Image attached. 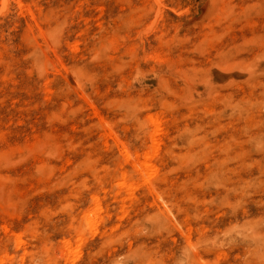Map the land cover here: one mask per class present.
I'll return each mask as SVG.
<instances>
[{"label":"rangeland","instance_id":"rangeland-1","mask_svg":"<svg viewBox=\"0 0 264 264\" xmlns=\"http://www.w3.org/2000/svg\"><path fill=\"white\" fill-rule=\"evenodd\" d=\"M253 61L264 0H0V264H264Z\"/></svg>","mask_w":264,"mask_h":264},{"label":"bare ground","instance_id":"bare-ground-1","mask_svg":"<svg viewBox=\"0 0 264 264\" xmlns=\"http://www.w3.org/2000/svg\"><path fill=\"white\" fill-rule=\"evenodd\" d=\"M251 64V63H250ZM256 71H260V72H264V62L262 61H253V63L248 66H243L241 68H237L236 71H232L230 73H228V75L230 76H244V75H252V73H255ZM227 76V74H226ZM264 102V99H263ZM263 110H264V103H263ZM259 156L256 158L257 162H258V171L262 172L263 171V166H261L262 163V159L264 158V153L263 151H258ZM256 157V156H255ZM228 164H225L224 162H220L217 166L218 170H222V168L227 167ZM254 171V169H251L249 172L252 173ZM234 186H236V184H233ZM4 259H2L3 261Z\"/></svg>","mask_w":264,"mask_h":264}]
</instances>
